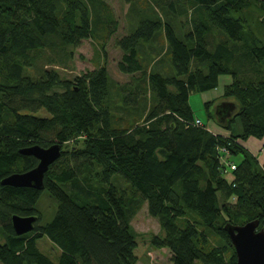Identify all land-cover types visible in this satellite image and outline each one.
Returning <instances> with one entry per match:
<instances>
[{"label":"trees","instance_id":"trees-1","mask_svg":"<svg viewBox=\"0 0 264 264\" xmlns=\"http://www.w3.org/2000/svg\"><path fill=\"white\" fill-rule=\"evenodd\" d=\"M252 2L264 7L128 0L136 23L116 40L117 67L139 76L113 100L102 51L117 22L104 0H0V181L37 164L20 148L61 145L41 190L0 183V264H136L150 248H167L171 264H237L224 224L264 226V161L239 142L264 136V39L245 31L240 15ZM88 38L99 43L92 70L73 79L37 70ZM160 39L171 73L149 69L141 51ZM248 65L252 75L242 77ZM221 76L231 79L221 95L235 105L231 117L218 122L212 99L207 123L195 124L190 94L214 92ZM124 105L132 108L117 121L113 106ZM42 109L47 116L36 114ZM223 149L240 157L234 169L222 163ZM43 190L57 203L44 224L36 207ZM144 204L160 234L132 228ZM15 214L36 215L33 230L16 234ZM42 236L59 248L56 262L37 246Z\"/></svg>","mask_w":264,"mask_h":264},{"label":"rangeland","instance_id":"rangeland-1","mask_svg":"<svg viewBox=\"0 0 264 264\" xmlns=\"http://www.w3.org/2000/svg\"><path fill=\"white\" fill-rule=\"evenodd\" d=\"M142 1V0H137ZM107 6L113 13L114 18L117 22L116 31L111 35V37L106 41L103 49V61L109 73L111 79V97L115 100L117 96V91H119L118 86L127 85L132 81V78L135 76H139L137 73L136 75H128L124 74L119 71L117 67V63L121 58L122 51L116 45V40L121 36L127 34L131 27L135 25L136 20L134 14L130 11V5L128 0H104ZM241 16L244 17V30L248 33H252L253 35L257 36L260 39H264V7H258L257 4H252L243 10ZM179 18V17H178ZM177 18V20H178ZM182 19V17H180ZM179 19V20H180ZM176 20V19H175ZM176 20V21H177ZM179 20L176 24V27H179ZM183 20V19H182ZM99 43L94 41V39H83L78 46H67L63 48L59 53L55 54L51 64L49 63H40L39 69H54L56 73L60 76L61 79H73L76 76H79L83 72L87 70H92L96 63V51L98 50ZM165 47L166 44H163V39L157 40L156 42L151 43H142L140 45L141 51L143 52L144 56H148L147 58L149 63V69L159 70L163 73H171L173 72V68L168 63L166 57H164L163 51L161 50L162 45ZM155 47V49H154ZM101 51V50H100ZM154 56V57H153ZM153 57V58H152ZM240 58L243 60L240 56ZM255 67V66H254ZM253 67V68H254ZM34 68H30L28 70L29 73H33ZM243 70L241 72V76L252 75V71L248 73L246 69L249 68V65L244 67L242 66ZM257 68V67H256ZM264 69V65L262 66ZM171 69V70H170ZM253 70V69H252ZM37 75H40L39 72L36 71ZM231 81L230 77L222 76L219 78L218 86L215 88L214 92H209L206 94H202L199 92H192L189 96V105L193 111L194 117L198 118L202 123H207L206 117V109L204 102L212 100L214 101V105L210 108H214L215 106L222 101H226L222 99V92L223 87L229 84ZM120 102L119 105L125 104L122 98L118 99ZM115 103L113 102V105ZM115 108L114 110V118L117 121H120L119 118L126 117L128 110H131V106L124 105V108ZM40 116H47L48 113L45 110H40L36 113ZM200 122V123H201ZM217 125V124H216ZM213 122H211L208 126L211 129L212 126H215L212 131L215 133L221 132L224 135L228 133L223 132L219 129ZM242 144V141L239 140ZM243 145V144H242ZM246 145V144H245ZM244 146V145H243ZM246 147V146H244ZM247 149V148H246ZM249 152H253V150L247 149ZM254 155L256 156L259 164H262L264 161V141H262L259 147L254 150ZM240 159L239 156H234L233 158H229L230 161L234 160L236 162ZM231 169L230 165H228ZM229 169H225L224 172L227 173ZM233 200V199H232ZM39 213L41 214V223L49 222L56 211L57 203L53 197H51L46 190H43L41 196L36 205ZM132 228L134 231H147L150 230L156 234H160V226L158 219L152 217L148 214L146 204H144L141 209L133 216L130 221ZM4 236L2 234V229L0 228V243L4 242ZM37 246L39 249L48 255L53 261H57L60 255L59 248L48 239L46 236H42L36 240ZM170 253L166 248L161 249H153L150 248L147 254L141 258L137 264H171L170 261Z\"/></svg>","mask_w":264,"mask_h":264},{"label":"water","instance_id":"water-1","mask_svg":"<svg viewBox=\"0 0 264 264\" xmlns=\"http://www.w3.org/2000/svg\"><path fill=\"white\" fill-rule=\"evenodd\" d=\"M264 2V0H258ZM235 105L230 101L219 102L213 113L216 120L225 123L231 117ZM22 155L33 156L37 159V164L26 171L13 172L2 178V185L15 187H30L41 190L43 188V177L49 166L61 155V145L58 142L46 147L31 145L19 149ZM36 215L11 216V225L18 235L30 232L34 228ZM223 229L227 232L234 247L237 264H264V226L259 227V220H250L244 224L226 223Z\"/></svg>","mask_w":264,"mask_h":264},{"label":"crops","instance_id":"crops-1","mask_svg":"<svg viewBox=\"0 0 264 264\" xmlns=\"http://www.w3.org/2000/svg\"><path fill=\"white\" fill-rule=\"evenodd\" d=\"M222 77V76H221ZM221 133V132H218ZM222 134V133H221ZM264 141V136L261 139H257L255 137H249L247 140L242 141V144L244 146H246L247 149H249L250 151L253 150V152L251 151L252 154H254V150L256 151V149L259 147L260 143ZM246 144V145H245ZM161 249V248H160ZM167 249V248H166ZM168 250V249H167ZM170 253V252H169ZM137 264V263H136Z\"/></svg>","mask_w":264,"mask_h":264},{"label":"built area","instance_id":"built-area-1","mask_svg":"<svg viewBox=\"0 0 264 264\" xmlns=\"http://www.w3.org/2000/svg\"><path fill=\"white\" fill-rule=\"evenodd\" d=\"M195 124H202L200 123V120L196 119L194 121ZM224 150V149H223ZM225 151V150H224ZM225 154H226V158H222V163L226 164V165H230L231 169H234L235 168V165L229 160V156L227 155L228 153L225 151Z\"/></svg>","mask_w":264,"mask_h":264}]
</instances>
